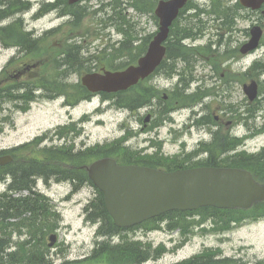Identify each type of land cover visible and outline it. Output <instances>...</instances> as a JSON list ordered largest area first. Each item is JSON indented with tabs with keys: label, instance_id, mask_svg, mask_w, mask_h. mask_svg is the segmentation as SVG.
<instances>
[{
	"label": "flooded vegetation",
	"instance_id": "af4514ba",
	"mask_svg": "<svg viewBox=\"0 0 264 264\" xmlns=\"http://www.w3.org/2000/svg\"><path fill=\"white\" fill-rule=\"evenodd\" d=\"M54 1L56 2L53 11L58 15V23L45 29L35 22L44 15L47 2ZM63 1L73 5L69 0H0V105L7 104L8 120L12 128H15V115L28 114L33 105L53 102L61 95L65 99L64 106L70 104L68 97L63 95L60 89L56 90L61 81L60 66L55 69L60 74L57 78L46 77L42 71L43 66H37L40 61L37 63L28 58V54L35 53V49H31L33 44L30 45L27 41L37 44L49 34L48 31L54 30L59 33V37L54 49L47 53H97V48L92 46V41L88 38L89 32L84 27L76 29L68 26L63 29L67 21H77L73 12L63 9ZM247 3L248 5H243L241 0H205L200 4L196 2L201 8L209 7L215 10L213 24L207 27V24L201 21V29L198 31V34L207 31L208 35L215 37L211 64H163L132 90L99 95L116 100L120 107L130 111L131 109L125 106L126 98L133 95L139 103L135 114L139 127L129 126L128 129L138 134H149L148 136L153 137L150 132L155 134L167 122L170 126L168 131H175L179 136L192 134L193 129H197L204 132L194 145L200 152L196 154L197 160L204 159L207 164L219 166L252 164L264 169V147L254 151L255 154L263 155V161L237 164V161L243 158V152H251L249 141L256 135L264 134V78L260 71V68L264 67V63L261 64V61H264V49L261 53H254L264 47V0H248ZM109 7L111 8V5ZM186 8L189 9V6ZM186 8L181 11L172 29L186 18ZM111 9L109 13L104 10L105 17L102 18L104 27L101 32H104L102 34L107 39L102 51L122 53L125 39L117 36L118 32L124 34L122 12ZM25 14L29 17L24 18ZM240 21H246L247 26H238ZM15 25L20 28L14 29ZM254 25L259 26L261 35L257 48L244 52L242 48L251 39ZM69 28L73 31L68 34ZM62 37L66 42L65 49H56V44L61 45ZM226 41H229V48L222 50L221 46ZM175 42L190 45L183 40L176 39ZM132 45L140 48L143 43L135 41ZM253 54L259 55L254 58ZM57 57L60 58V54ZM178 58L181 57L172 54L170 61ZM94 69L103 70L96 67ZM118 69L123 68L113 70ZM69 75L71 74L67 77ZM254 82L257 97L251 99L247 88ZM183 111H188L189 114L182 121H177L174 114ZM73 116L69 111L67 122H74ZM57 128L55 137L58 145L54 148L57 155L65 156L66 160L62 162V166L70 169L63 174L64 177L48 180L45 178V156L42 153L36 156L33 150L43 148V139L36 141L37 136H34V139L23 143L0 148V155L10 156L8 164L0 166V179L7 176L12 183L20 185L16 173L29 168L30 164L37 160L39 168L33 184L36 186L53 181L56 185L54 191L62 192V201L77 200L78 192L90 185L86 180L80 181L72 176L75 175L72 171L75 167L72 161L78 151L84 149L77 147L76 132L71 127L66 131H62L61 126ZM153 138H156L155 143L160 145L168 140V137L160 136V132ZM31 142L34 144L30 145ZM141 153L144 155V152Z\"/></svg>",
	"mask_w": 264,
	"mask_h": 264
},
{
	"label": "rangeland",
	"instance_id": "374dc122",
	"mask_svg": "<svg viewBox=\"0 0 264 264\" xmlns=\"http://www.w3.org/2000/svg\"><path fill=\"white\" fill-rule=\"evenodd\" d=\"M195 2H202V0H192ZM101 0H89L88 6L90 8H85V5H82V10L80 9V3H76L74 7H70L69 10L78 12L79 19L76 22V29L84 27V29L89 32L88 38L92 41V46L96 47L95 50L97 53H84V55H96L97 59L94 60L96 64V69H110L117 68L123 65L131 64L136 62L137 55L135 50L132 49L129 45L122 48V53H113L111 51L103 52L102 49L105 47L104 35L101 32L103 30V20L101 13H97L95 9L99 6ZM153 4L152 11L149 8L148 12L145 13V16L139 17L134 14L132 10H127L126 16L130 21H136L134 26L130 27L131 33L134 35L133 38H136L134 41L141 43L144 41L146 35H152L156 29L157 23L153 17V9L155 6ZM36 7V6H35ZM193 10H189L188 13H192ZM56 12H51L44 16V18L36 21V24L49 29L54 27L58 21L56 20ZM130 15V16H129ZM136 17L139 18V21L136 20ZM28 18V16H26ZM130 18V19H129ZM123 20V18H122ZM182 22L189 23L194 25L190 21V17L187 14L186 18H183ZM246 21L238 22V26H247ZM15 28H20L19 26H14ZM68 26H64L63 29H67ZM62 29V30H63ZM112 30V29H111ZM192 30H195L194 28ZM47 36L39 43H33L32 41H27L28 44L32 45L31 49H35V53H29L28 58L36 61L39 59H47L48 64L43 67L42 71L46 77L54 78L60 75L58 72L50 66V62L61 53H47L54 49L55 43L58 40L59 33L54 32V30L48 31ZM14 34L15 30H14ZM117 36L123 37L121 33H117ZM87 38V39H88ZM209 39L212 41L215 40L212 35L205 34L196 41L199 44H205ZM226 40V39H225ZM61 45L56 44V49H65L64 44L66 43L62 37ZM214 47V44L211 45V48ZM218 47V46H217ZM171 48H176L171 46ZM229 48V41H226L224 45L221 46V49ZM264 47H261L258 52L261 51ZM203 53L202 55H204ZM259 54H256V56ZM62 58V55H60ZM254 57V56H253ZM71 63L79 62L75 59L74 56L69 57ZM204 59V58H202ZM177 64H182L180 61ZM170 65H175L171 63ZM114 66V67H111ZM97 71V70H96ZM61 77V75H60ZM79 77H81L79 75ZM78 75H74L71 80L79 79ZM68 79V77H67ZM69 80V79H68ZM61 89L65 90L63 84H58L56 90ZM99 97H93L89 102L80 103L74 109H72V114H76L79 117L83 113H88L90 119L83 124L81 132L76 136V145L77 147L85 148H95L93 145L98 144L96 149L97 153H104L105 146L110 143V146H114L122 139L123 130L121 128L125 126H132L138 128V118L135 117L136 113H130L122 111L118 106L109 104L105 106ZM100 103V104H99ZM60 100H55L46 104L33 105L28 114H17L15 115V128H12L9 123V114L7 104L1 105L0 111V121L3 125L4 131L0 133V147H6L13 143H22L31 137L37 129L45 131L47 128L52 130H46V133L50 136L53 135L51 139H48L45 147H52L58 145V140L54 136V130L56 131V125L60 122L66 120V115L64 109H60ZM96 107H98L96 110ZM189 114L188 111H183L181 113L177 112L174 114L177 121H182ZM84 115V114H83ZM79 122V121H78ZM164 127H160L159 131L155 134L150 132L151 136H155L160 132V136L168 137V140L160 144H156L153 137L148 136L149 134H138L133 130L132 133L124 131L125 135H130L127 146L133 147L130 149L134 154L140 152L136 149L143 148L142 146L148 148L144 150L147 153H153L155 150H158V145H160L162 156H153L150 154L145 155L144 157H149L152 160L164 162L170 156L184 151H190L195 143L201 138V135L204 133L200 130L193 129L192 134H179L175 131H168L169 123H165ZM65 128V127H64ZM63 129V128H62ZM167 132V135H165ZM151 147V148H150ZM249 150L251 152L257 151L258 148L264 147V134L254 138L251 142L248 143ZM35 154H37L38 149H33ZM108 152L101 154L100 156L107 155ZM116 157H120L119 151H114ZM140 156L143 154L140 152ZM89 163V162H88ZM87 163V164H88ZM45 184V183H44ZM0 187H3L1 185ZM39 190L42 191L46 196L52 197L55 201H52L51 204H55L57 201H60L61 207L60 211V221L59 227L56 230L58 239L55 243V246L50 250V258L55 260V264L63 263H73L75 261L81 262L83 258L87 257L90 251L92 250L93 245L97 239L96 237V228L97 224L90 223L86 220L84 207L87 203L94 199L96 192H93V189L90 186L83 187L82 190L76 196V202L70 201L68 203H62V192L54 191L56 189L55 185H43L42 183L38 184ZM51 199V198H50ZM195 219V220H194ZM198 216L196 217H184L178 221L179 226L192 224L196 222ZM211 226L210 219L204 221ZM194 228V232H190L187 229H184L182 232H173V238L175 244L170 243L169 235L164 232L154 231L151 233L144 234L141 230H136L137 237L143 241H150L154 245L160 244L163 248L162 252H165L164 255L156 260L150 261L148 264H173L180 262L184 259L192 257L194 254L201 252L205 247L220 251V256L234 259L237 261L239 259L242 263H253L255 260L264 259V219L252 223H243L234 228L226 229L223 232L215 231H205L197 230ZM215 229V228H214ZM131 234L133 232L131 231ZM183 237L185 241L182 242ZM13 239H18L16 234L13 235ZM34 246L39 248L38 241L34 242ZM160 249V248H158ZM82 264V263H76ZM89 264H107L103 261L93 262ZM229 264H236V262H231Z\"/></svg>",
	"mask_w": 264,
	"mask_h": 264
},
{
	"label": "water",
	"instance_id": "95a60500",
	"mask_svg": "<svg viewBox=\"0 0 264 264\" xmlns=\"http://www.w3.org/2000/svg\"><path fill=\"white\" fill-rule=\"evenodd\" d=\"M185 2L160 1L156 10L160 32L139 59L138 66H130L123 72L87 74L82 83L92 91H116L126 89L150 73L164 53L161 42L166 38L168 26ZM87 171L103 193L106 210L119 227L132 226L172 210L204 206L245 209L264 199V185L238 168L196 167L164 172L118 165L114 159L106 157L91 163Z\"/></svg>",
	"mask_w": 264,
	"mask_h": 264
},
{
	"label": "trees",
	"instance_id": "16d2710c",
	"mask_svg": "<svg viewBox=\"0 0 264 264\" xmlns=\"http://www.w3.org/2000/svg\"><path fill=\"white\" fill-rule=\"evenodd\" d=\"M135 0L134 2H136ZM141 2H145L148 4V7H151V3L154 0H139ZM142 9V8H141ZM119 145L115 144L109 150V155H115L114 151H119ZM104 152V153H105ZM104 153H97L94 152L90 155V157H99L101 154ZM61 161H65V156H59L55 153H50L47 159V163H45V173L46 175L59 173V163L58 159ZM84 162V158L78 156L77 160L74 162L78 166ZM21 165V164H18ZM175 168L168 169L174 170ZM252 173L259 174L262 177V171H258L255 169H250ZM81 176H85V171L81 168L76 170V178L79 179ZM18 189L32 188V185H17ZM34 194V193H33ZM12 197L7 193L0 194V264H53V261L50 260L48 256V248H46L45 243L42 241V246L39 248L35 246H31L29 249H25L23 246H19L16 251L10 252L8 251V237L10 234V228H8V219L14 215V212L17 207H23V203L26 201L27 207L33 211L37 212L38 209V198L32 197L27 199H14L16 200L15 204L13 205ZM37 202V205L34 206V203ZM93 212L89 216L92 220H99L101 222L100 227V234L105 237L104 240L97 244V247L93 250L92 255L87 259L88 262H100L104 261L109 264H141L143 261L147 260L149 257H154L160 254V252L152 249L150 243H143L139 240H132L128 234H123V230L116 228L114 224L111 222L109 215L107 214L103 201L102 195L99 193V197L97 203L95 202ZM201 215H204L205 218L211 217L213 218L214 228L217 230H226L230 229L231 223L236 222L240 223L241 221L245 220H257L261 217H264V202L258 203L254 207L249 210H223V209H216L212 207H206L199 210ZM191 212H172L169 214L164 215L168 218V223L166 224L167 228L173 229L179 226L178 221L184 218L186 214H190ZM160 218V217H159ZM158 218H154L148 221L143 222L142 224L138 225L137 227H143L145 230H150L153 228H157L159 226V222L157 221ZM27 225L30 232L36 234L39 230L41 232V239L43 238L44 233L42 232V225L41 219L38 214H33L27 219ZM48 222H45V228H48ZM181 227L184 225H180ZM46 233V230H45ZM120 235V240L117 244H112L109 240L110 236L114 234ZM37 236V235H36ZM39 245V244H38ZM227 260H218L214 264H226ZM203 264H210L207 261Z\"/></svg>",
	"mask_w": 264,
	"mask_h": 264
},
{
	"label": "bare ground",
	"instance_id": "6f19581e",
	"mask_svg": "<svg viewBox=\"0 0 264 264\" xmlns=\"http://www.w3.org/2000/svg\"><path fill=\"white\" fill-rule=\"evenodd\" d=\"M264 63V61H261V64ZM260 71L262 73V77L264 78V67L260 68ZM38 165L37 164H30L29 168H26L25 170L18 171L16 173V178L19 179L20 185H32L33 179L38 173ZM60 177H64L63 174H59ZM27 189L28 188H24Z\"/></svg>",
	"mask_w": 264,
	"mask_h": 264
}]
</instances>
